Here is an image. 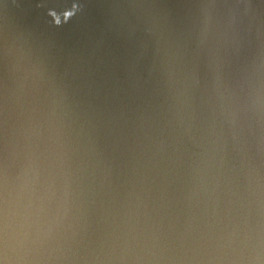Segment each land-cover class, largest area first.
<instances>
[{"label": "water", "instance_id": "obj_1", "mask_svg": "<svg viewBox=\"0 0 264 264\" xmlns=\"http://www.w3.org/2000/svg\"><path fill=\"white\" fill-rule=\"evenodd\" d=\"M0 264H264V0H0Z\"/></svg>", "mask_w": 264, "mask_h": 264}]
</instances>
